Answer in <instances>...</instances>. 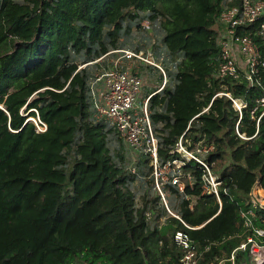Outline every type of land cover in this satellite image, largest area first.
<instances>
[{"label":"trees","instance_id":"1","mask_svg":"<svg viewBox=\"0 0 264 264\" xmlns=\"http://www.w3.org/2000/svg\"><path fill=\"white\" fill-rule=\"evenodd\" d=\"M237 3L0 0V264H184L176 229L195 241V264H206L212 252L220 258L245 238L241 212L251 207L252 186L264 194V114L257 121L261 110L251 112L261 91L243 77L214 76L220 50L211 28ZM144 18L163 31L167 56L178 55L148 101L159 161L176 156L171 150L183 133L191 147L212 144L202 156L220 181V206L201 193L203 168L193 160L181 166L192 173V188L163 184L170 210L193 229L164 207L148 156L138 154L136 171L127 169L118 132L91 117L88 81L108 66L107 56L92 61L126 46L131 25ZM218 91L245 106L213 97ZM37 114L43 132L27 119ZM110 132L118 135L112 150ZM253 210L264 229V210ZM239 260L250 264L249 252Z\"/></svg>","mask_w":264,"mask_h":264},{"label":"built area","instance_id":"2","mask_svg":"<svg viewBox=\"0 0 264 264\" xmlns=\"http://www.w3.org/2000/svg\"><path fill=\"white\" fill-rule=\"evenodd\" d=\"M252 25L257 27L253 34L246 31L241 32L240 29ZM140 26L142 30L150 31L152 22L144 18L140 22ZM211 28L216 33L220 50V61L214 76L219 79L243 77L249 87L260 89L261 93L255 98V106L251 111L261 110L257 118L258 121L264 114V0H238L237 4H233L220 12ZM253 35L259 36L261 42H256ZM153 54L152 49L120 47L96 58L92 62L99 63L107 56L109 57V64L93 73L88 81L87 96L94 116L99 119L106 118L130 151L136 155L142 153L148 156V164L152 166L151 175L154 187L160 195L164 207L172 216L178 218L185 228L193 229L197 226L187 224L177 214L172 213L166 198V194L169 192L163 189V184L170 181L180 192H183L186 187L192 188V173L184 171L181 166L193 160L196 165L203 168L201 193L214 195L220 206L221 199L218 189L220 181L212 173L210 165L202 156L212 149V144L199 140L194 142L193 147H191L188 139L183 137V133L178 138L175 148L171 150L176 156L167 158L163 163L159 161L158 140L149 117L148 101L152 94L164 86L167 74L161 62L163 58ZM138 65L156 68L162 76L160 85L155 91L148 93L143 98L140 108H137L136 99L144 85L145 75L138 74L134 70V66ZM225 86L226 84H224ZM217 95H225L230 98L239 111L241 107L245 106L240 98L233 97L230 92L218 91L213 97ZM206 109L207 107L204 108V110ZM29 118L35 124L37 132L46 130L47 125L39 118L38 114L27 119ZM163 169H167L166 172L169 176L164 177ZM130 170L136 171L134 164L131 165ZM256 185L258 186L257 182L250 191L248 202L251 207L241 212L245 238L237 246L232 247L227 252H222L223 256L220 258L217 257L215 251L212 252L206 264H236L238 253L245 251L250 254V264H264V229L255 226V212L253 210L254 208L264 210V194L259 196L254 192L253 188ZM262 190L264 191V189ZM186 198L191 199L192 197L186 195ZM173 241L183 251L180 260L184 264H195L199 253L195 241L188 232L183 229H176L173 232Z\"/></svg>","mask_w":264,"mask_h":264},{"label":"rangeland","instance_id":"3","mask_svg":"<svg viewBox=\"0 0 264 264\" xmlns=\"http://www.w3.org/2000/svg\"><path fill=\"white\" fill-rule=\"evenodd\" d=\"M141 21H139L138 26L136 23L131 25L130 33H129V35H127L128 36L127 37V45L124 47H131V48L133 47L134 48L136 46H141V48H143L144 50H146V49L151 50L152 49L154 52V54H153L154 56L162 57V58L164 57L162 59V63H164L163 64L165 66L164 70L167 74L168 71L172 70L171 68H173V62H175V60L178 59V55L167 56V51L165 50V48L163 47V44H162L163 31H161L159 29V27H156V26L152 27L150 31H144L141 29V26H140ZM157 52H158V54H157ZM165 59H166V61H165ZM103 60L101 61L102 63H103ZM106 62H107V64H109V57H107ZM104 63H103V67L105 68ZM94 66L97 68L96 65H94ZM134 70H136L138 74H142L143 76L145 75L144 85L142 86L141 91L138 94V97L136 99L137 108H140L143 98L151 90L157 88L160 85L161 75L156 68H153V67L148 66V65L134 66ZM91 117H93L95 120L104 121L106 123V128H108L109 125H111L106 118L102 117L99 119L96 116H94L93 110H92V116ZM108 135L110 137V142H109L110 145L109 146L112 150L115 145L116 146L118 145V141H117L118 135L115 132H110V133H108ZM123 145H124L123 146V152H124L125 158H126V160L129 161L127 164V169L130 170L131 165L136 162L138 155L133 153V151H130L125 144H123ZM163 171H164V173H163L164 177L169 176V174H167V172H166L167 169H163ZM135 183H137V181ZM135 187H136V184H135ZM167 195L169 196V194H166V198L168 197ZM169 201L170 202L172 201L171 197H169ZM172 213H174V212H172ZM241 262H242V260H239V264H242Z\"/></svg>","mask_w":264,"mask_h":264},{"label":"water","instance_id":"4","mask_svg":"<svg viewBox=\"0 0 264 264\" xmlns=\"http://www.w3.org/2000/svg\"><path fill=\"white\" fill-rule=\"evenodd\" d=\"M28 120H31V118H29Z\"/></svg>","mask_w":264,"mask_h":264},{"label":"crops","instance_id":"5","mask_svg":"<svg viewBox=\"0 0 264 264\" xmlns=\"http://www.w3.org/2000/svg\"><path fill=\"white\" fill-rule=\"evenodd\" d=\"M155 85V84H154ZM261 189H263V188H261Z\"/></svg>","mask_w":264,"mask_h":264},{"label":"bare ground","instance_id":"6","mask_svg":"<svg viewBox=\"0 0 264 264\" xmlns=\"http://www.w3.org/2000/svg\"><path fill=\"white\" fill-rule=\"evenodd\" d=\"M226 262V261H225Z\"/></svg>","mask_w":264,"mask_h":264}]
</instances>
